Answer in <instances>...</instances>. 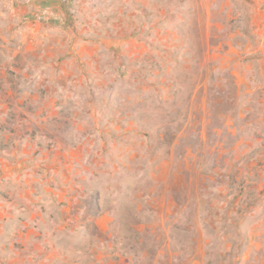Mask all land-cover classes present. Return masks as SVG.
Here are the masks:
<instances>
[{
	"label": "rangeland",
	"instance_id": "374dc122",
	"mask_svg": "<svg viewBox=\"0 0 264 264\" xmlns=\"http://www.w3.org/2000/svg\"><path fill=\"white\" fill-rule=\"evenodd\" d=\"M35 1L21 8L25 73L7 77L24 88L12 89L8 104L1 96L0 113L71 145V173L93 195L88 203L111 214L103 231L44 233L45 247L57 246L68 264H124L128 252L142 264L159 249L156 264H264V72L241 73L229 50L242 41H228L249 30L259 0H203L211 10L227 1L215 7L217 25H199L192 0H95L77 20L68 5L60 25ZM57 59L80 68L74 81L58 73ZM32 61L41 69L27 75ZM260 65L254 58L252 70ZM5 81L0 71L1 94Z\"/></svg>",
	"mask_w": 264,
	"mask_h": 264
},
{
	"label": "crops",
	"instance_id": "0c3cea01",
	"mask_svg": "<svg viewBox=\"0 0 264 264\" xmlns=\"http://www.w3.org/2000/svg\"><path fill=\"white\" fill-rule=\"evenodd\" d=\"M94 1L67 0L62 3L61 0H36L35 5L49 8L53 14L55 12L53 17L58 21L57 25H60L66 24L70 20L67 12L68 5H74L76 8L78 14L74 17L77 20L85 10L91 8ZM118 2L122 5L120 0ZM124 2L127 3V0ZM191 5L192 14L197 18L199 25L220 24L217 20V8L215 9L217 4L212 6V10L209 4H204L203 0H192ZM225 6H227V1H223L220 6L219 3L217 5L218 9L226 8ZM22 7H24L23 0H0V57L4 58V63L0 65V71L6 77V81L3 83L6 93H0V98L1 96L5 97L7 104L14 100L9 96L12 89L24 88V82L7 79L9 75L14 74L16 79L17 75L25 73L22 59L26 56V50L23 44L28 35L24 33L22 27L24 22ZM253 9L257 11V18L245 20L246 25H249V30L244 33L245 35L242 32L228 34V41H237V37L242 41V43L238 42L234 48L231 46L229 50L231 57L240 66L241 73H247L250 70L251 72H260L261 70L264 72V0L257 1ZM201 10L208 12L204 22L199 20ZM10 15L12 16L10 17ZM234 23L243 24V22L233 21L232 24ZM251 26H254L253 29ZM223 33L218 32L216 36L223 37L225 36ZM60 39L59 36H56V40ZM251 41H255V43L250 45ZM79 42L78 39L74 46L79 45ZM9 44L11 47L8 46ZM229 51L227 53H230ZM74 53L76 56L82 55L79 50ZM31 55L35 58L37 54L33 52ZM61 58L62 56H60ZM254 58H257L258 65L261 62L255 71L252 70ZM57 60L59 65L56 64L55 68L58 73L68 72L74 81L76 79L74 76L80 71V68L65 66L62 60V62ZM7 61L9 64H6ZM40 66L35 61L30 62L26 68V74L39 72ZM239 68L234 72L237 73ZM226 71L228 69H225L224 72ZM29 81L30 84H34L33 78H30ZM196 85L192 95L194 99L197 98L198 89H201V83L197 82ZM16 94L17 102L22 104L25 97L22 93ZM0 114L2 115L0 122L6 121V119L12 122L6 123L8 127L0 123V234L2 235L0 238V260L3 262V258L8 259L3 264H68L70 261L67 263L69 259L67 254H65L66 257H61L60 249L57 246L46 248L39 236L44 237L43 234L48 232L55 234L53 235L55 238H60L57 237V234L65 232L88 234L89 230L94 228L103 231L108 229L107 222L110 221L111 214L88 203L89 200L93 202V195L88 198L89 194L71 173L74 160L71 145L61 144L55 141L52 136L32 135L31 131L25 132L23 123L26 118L23 116H4L5 113L2 112ZM42 138L44 139L43 143ZM33 232L36 236L34 237L36 243L29 240ZM10 234L14 235V241H16L15 258H8L9 253L6 252L9 248H13V244L9 243ZM76 248H79L80 252L87 249L85 244ZM91 250H95V248ZM116 250L118 255H122L125 247L118 246ZM160 252L161 249L152 258V262L147 260L142 264H156ZM128 253V260L124 261V264H131V261L135 259L134 255ZM96 256L98 257L97 261L100 260L103 256L102 251H97ZM82 263L92 264L86 261H82Z\"/></svg>",
	"mask_w": 264,
	"mask_h": 264
}]
</instances>
